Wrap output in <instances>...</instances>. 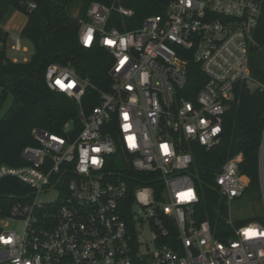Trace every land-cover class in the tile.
I'll return each instance as SVG.
<instances>
[{
  "label": "built area",
  "instance_id": "1",
  "mask_svg": "<svg viewBox=\"0 0 264 264\" xmlns=\"http://www.w3.org/2000/svg\"><path fill=\"white\" fill-rule=\"evenodd\" d=\"M14 1L26 14L37 7L35 0ZM114 13L131 17L134 10L94 1L79 19L80 45L105 48L112 60L110 89L99 90L100 102L89 113L82 108L87 90L95 88L89 77L57 62L45 72L51 90L80 106L78 133L74 120L61 133L34 128L36 144L22 154L26 163L0 165V179L14 177L30 188L0 204V264H264V223L236 225L228 217L231 232L219 237L209 219L196 220L200 194L184 144L217 145L237 87L264 90L250 66L262 0H170L165 14L125 31L110 25ZM12 48L24 50L21 37ZM186 55L205 75L194 98L186 95L193 91L185 89ZM243 158L242 152L229 157L216 175L225 204L249 187L239 172ZM132 171L157 172L160 190L138 185L131 192ZM260 189L264 201V138ZM247 229L257 234L246 235ZM167 237L175 242L162 241Z\"/></svg>",
  "mask_w": 264,
  "mask_h": 264
},
{
  "label": "trees",
  "instance_id": "2",
  "mask_svg": "<svg viewBox=\"0 0 264 264\" xmlns=\"http://www.w3.org/2000/svg\"><path fill=\"white\" fill-rule=\"evenodd\" d=\"M37 7L28 12V20L22 36L34 45V52L26 61H14L7 56L6 46L0 50V108L11 97V103L0 114V165L20 166L26 163L23 151L27 145L36 144L32 135L34 128L61 133L69 120L76 123L75 133L81 127V108L64 93L51 90L46 83L45 72L49 64H70L80 75L89 77L95 86L90 87L82 102L89 113L100 102L99 90L108 91L111 79L109 52L94 46L86 48L79 42V19L86 16L90 4L99 1L111 5L115 0H35ZM125 7L134 10L131 17H120L114 13L110 25L125 31L141 26L152 15L165 14L170 0H119ZM20 5L14 0H0V40L6 45L9 32L2 27L14 9ZM79 10V11H78ZM78 12L79 17H76ZM7 17V18H6ZM254 37L257 45L250 50V66L254 77L264 84V0L262 13ZM187 64L186 94L194 98L205 81L198 62L185 56ZM220 142L207 149L198 141H185L187 151L193 156L189 169L200 194L195 217L198 222L209 219L219 237L231 232L228 215L215 181L217 173L231 156L240 152L244 158L239 172L250 179L249 187L260 192V150L264 138V90L252 89L246 84L237 87L235 101L223 120ZM77 131V132H76ZM131 192L138 185H152L158 192L161 182L157 172L132 171ZM30 188L14 177L0 179V204H7L20 197ZM124 218L134 234V219L127 208ZM252 221L264 222L263 217L252 216L238 220L236 225ZM173 235L176 228L169 223ZM136 236V235H135ZM162 241L175 242L174 238Z\"/></svg>",
  "mask_w": 264,
  "mask_h": 264
},
{
  "label": "rangeland",
  "instance_id": "3",
  "mask_svg": "<svg viewBox=\"0 0 264 264\" xmlns=\"http://www.w3.org/2000/svg\"><path fill=\"white\" fill-rule=\"evenodd\" d=\"M121 4L119 0H115L114 3ZM7 18V17H6ZM28 20V15L22 10L14 9L10 12L6 22L2 24V27L9 32L7 43L0 40V50L6 46V53L9 58L17 61L28 60L34 52L33 43L22 36L23 29ZM21 37L23 51L19 52L12 48L15 44L16 38ZM0 88V93H1ZM11 103V97H9L1 106L0 114H3ZM43 199L47 200L50 197L43 195ZM225 212L228 217L235 223L238 220L247 219L252 216H260L264 219V201L262 199L261 189L260 192H256L252 187H248L245 194L230 204H225ZM264 223V222H262ZM145 229L148 231L147 227ZM148 237H151V233H147Z\"/></svg>",
  "mask_w": 264,
  "mask_h": 264
},
{
  "label": "snow or ice",
  "instance_id": "4",
  "mask_svg": "<svg viewBox=\"0 0 264 264\" xmlns=\"http://www.w3.org/2000/svg\"><path fill=\"white\" fill-rule=\"evenodd\" d=\"M92 39H93V37H92L91 33H89V35H88V37H87V39H86V43L90 44L91 41H92ZM106 43L111 45V44H114V41L108 40V41H106ZM56 83H57L58 85H60L61 88H64V87H65V84H64L62 81H59V80H58ZM69 86H74V85H69ZM131 146H135V145H131ZM161 147H162V149L164 150L165 154H167L168 151H169L168 145H167V144H164V145H161ZM95 151H99V149H95ZM92 162H93V163H98V160H93ZM251 231H254V230H252V229H247V230L245 231V234L248 235V233L251 232Z\"/></svg>",
  "mask_w": 264,
  "mask_h": 264
},
{
  "label": "clouds",
  "instance_id": "5",
  "mask_svg": "<svg viewBox=\"0 0 264 264\" xmlns=\"http://www.w3.org/2000/svg\"><path fill=\"white\" fill-rule=\"evenodd\" d=\"M219 131H220V128H219V127H217V128L214 129V133H215V132H219ZM130 139H131V138H130ZM131 142H132L133 145H135L134 140L131 141ZM93 160H97V159L94 157ZM184 195H186V196H190L191 193L184 194ZM256 234H257V233H256L255 231H251V232L248 233L249 236H255Z\"/></svg>",
  "mask_w": 264,
  "mask_h": 264
},
{
  "label": "water",
  "instance_id": "6",
  "mask_svg": "<svg viewBox=\"0 0 264 264\" xmlns=\"http://www.w3.org/2000/svg\"><path fill=\"white\" fill-rule=\"evenodd\" d=\"M78 11H79V10H78ZM76 17H79L78 12H77V14H76Z\"/></svg>",
  "mask_w": 264,
  "mask_h": 264
}]
</instances>
